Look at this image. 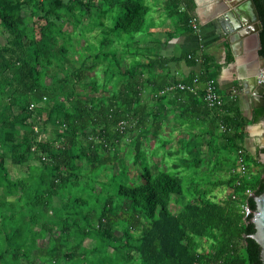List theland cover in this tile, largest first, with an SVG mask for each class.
I'll return each mask as SVG.
<instances>
[{"label":"trees","instance_id":"obj_1","mask_svg":"<svg viewBox=\"0 0 264 264\" xmlns=\"http://www.w3.org/2000/svg\"><path fill=\"white\" fill-rule=\"evenodd\" d=\"M253 1L264 58V0ZM165 5L195 32L193 0ZM150 10L0 0V264H262L240 205L255 210L264 192V164L243 147L264 107L248 118L235 98L211 110L202 91L157 96L170 62H201L186 84L216 81L220 66L201 52L149 56ZM173 111L179 130L166 135ZM239 148L249 174L237 185Z\"/></svg>","mask_w":264,"mask_h":264},{"label":"crops","instance_id":"obj_2","mask_svg":"<svg viewBox=\"0 0 264 264\" xmlns=\"http://www.w3.org/2000/svg\"><path fill=\"white\" fill-rule=\"evenodd\" d=\"M148 2L151 6L148 32L143 34L145 45H148V55L156 58L179 57L190 52L206 54L220 66L216 86L223 99L227 101L235 98L242 113L250 118L255 109L254 99L258 97L256 93L264 67L259 59L260 48L256 35L251 31L243 32L244 29L236 26L238 15H242L245 21L251 19L246 0H193L198 27L192 33L179 24L177 16L169 15L165 0ZM22 12L28 14L30 8L22 5ZM200 68V61L194 66L182 59L170 62L164 71L157 70L156 73L165 75L169 84L185 83L182 80L193 74V79H198L196 73ZM191 85L196 87L197 91L192 93L196 95L203 92L205 83L196 81ZM174 93L166 95L168 102H171L170 98ZM168 108L165 110L169 111ZM175 114L174 111L169 112L162 119L161 124L166 135L172 130H179L178 125L173 123ZM243 147L255 164H264L263 121L246 127ZM252 171H256V168L252 167ZM175 206L174 210L177 209V205Z\"/></svg>","mask_w":264,"mask_h":264},{"label":"built area","instance_id":"obj_3","mask_svg":"<svg viewBox=\"0 0 264 264\" xmlns=\"http://www.w3.org/2000/svg\"><path fill=\"white\" fill-rule=\"evenodd\" d=\"M190 25L194 28V30H197L198 24L196 18L190 19ZM259 84L264 85V72L261 74ZM176 91H188L195 93L197 91L196 87L191 84L186 83H175V84H169L165 86L162 90H160L157 93V96H164L169 93H174ZM203 94H204V100L207 107L211 110L220 108L223 103L224 99L222 95L217 90L216 81L214 80H208L205 83V86L203 88ZM34 104L30 105V108H33ZM221 130H224L225 127L223 125L220 126ZM234 174H237L238 179L236 180V184L239 185L241 182V179L243 177H247L249 174L248 166L245 159V151L243 148H239L236 152V160H235V167L231 170ZM234 197V196H233ZM241 212L244 215V218L250 217V221L252 222L254 210L249 207V205L245 202L240 205Z\"/></svg>","mask_w":264,"mask_h":264},{"label":"water","instance_id":"obj_4","mask_svg":"<svg viewBox=\"0 0 264 264\" xmlns=\"http://www.w3.org/2000/svg\"><path fill=\"white\" fill-rule=\"evenodd\" d=\"M246 6L250 10L251 19L245 21L242 15L236 16L237 28L244 29L243 32H253L256 35L258 41V48L261 47L259 31L262 28L258 12L253 0H246ZM259 59L264 67V58L259 55ZM256 97L254 100V108L264 107V85L260 84L259 90L257 91ZM264 123V121H263ZM255 210L252 219L254 225V233L250 235V238L253 239L259 247V257L261 263L264 264V192L260 195L254 196Z\"/></svg>","mask_w":264,"mask_h":264},{"label":"rangeland","instance_id":"obj_5","mask_svg":"<svg viewBox=\"0 0 264 264\" xmlns=\"http://www.w3.org/2000/svg\"><path fill=\"white\" fill-rule=\"evenodd\" d=\"M148 21H149V15L147 16V18H146V23H145V25H144V32H148ZM2 37L3 36H1L0 35V40H2ZM146 50H148V45L146 46V48H145ZM80 57H81V53L79 52V53H76L74 50L72 51L71 50V52H70V58H71V62H72V64L74 65V66H76V65H78V62H79V59H80ZM54 133H52L51 134V137H53L54 138ZM130 174H131V171H130ZM133 174V173H132ZM102 180H106L104 177L102 178ZM176 206L175 205H172V210L175 208Z\"/></svg>","mask_w":264,"mask_h":264},{"label":"bare ground","instance_id":"obj_6","mask_svg":"<svg viewBox=\"0 0 264 264\" xmlns=\"http://www.w3.org/2000/svg\"><path fill=\"white\" fill-rule=\"evenodd\" d=\"M254 83V82H253Z\"/></svg>","mask_w":264,"mask_h":264}]
</instances>
